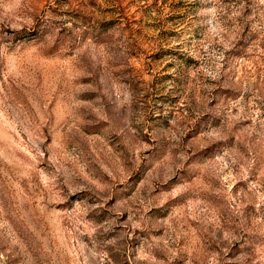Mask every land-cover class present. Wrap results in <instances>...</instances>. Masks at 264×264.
<instances>
[{
	"label": "rangeland",
	"instance_id": "rangeland-1",
	"mask_svg": "<svg viewBox=\"0 0 264 264\" xmlns=\"http://www.w3.org/2000/svg\"><path fill=\"white\" fill-rule=\"evenodd\" d=\"M0 264H264V0H0Z\"/></svg>",
	"mask_w": 264,
	"mask_h": 264
}]
</instances>
